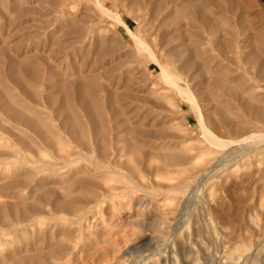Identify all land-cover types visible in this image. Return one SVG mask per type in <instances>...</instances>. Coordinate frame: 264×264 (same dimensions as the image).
Here are the masks:
<instances>
[{
  "label": "rangeland",
  "instance_id": "obj_1",
  "mask_svg": "<svg viewBox=\"0 0 264 264\" xmlns=\"http://www.w3.org/2000/svg\"><path fill=\"white\" fill-rule=\"evenodd\" d=\"M100 2L149 52L94 0H0V264H264V145L211 172L198 125L264 134V0Z\"/></svg>",
  "mask_w": 264,
  "mask_h": 264
},
{
  "label": "bare ground",
  "instance_id": "obj_2",
  "mask_svg": "<svg viewBox=\"0 0 264 264\" xmlns=\"http://www.w3.org/2000/svg\"><path fill=\"white\" fill-rule=\"evenodd\" d=\"M55 1V0H54ZM94 3H95V6H97L98 8L97 9H99L100 11H101V13L103 12V14L104 15H108V16H110L116 23H119V24H121L122 22L121 21H119V19H118V17H116L115 15H113L101 2H100V0H94ZM30 13V12H29ZM111 19V20H112ZM112 20V21H113ZM194 22V21H193ZM122 25L126 28V31L128 32V34L130 35V37H131V39L135 42V44L137 45V46H140L141 48H145V49H148V48H146V45L141 41V40H138V39H136L134 36H133V34L127 29V27L125 26V24L124 23H122ZM223 25V24H222ZM224 26V25H223ZM199 36V35H198ZM235 39V38H234ZM207 41V40H206ZM243 41V40H242ZM245 41V40H244ZM201 42V41H200ZM223 42V41H222ZM238 42V41H237ZM209 43V42H208ZM223 44V43H222ZM205 45V44H204ZM221 45V44H220ZM227 46V45H226ZM225 46V47H226ZM139 47V48H140ZM179 47V46H178ZM177 48V47H176ZM241 49V48H240ZM138 50V49H137ZM143 51H144V49H142ZM177 50V49H176ZM139 51V50H138ZM148 52H149V49L147 50ZM242 51V50H241ZM240 51V52H241ZM142 52V51H141ZM215 53V52H214ZM238 54V53H237ZM209 56V55H208ZM207 57V56H206ZM150 58V57H149ZM151 58H153V56L151 57ZM155 59V58H154ZM202 59V58H201ZM211 59H213L212 57H211ZM199 60V59H198ZM219 61V60H218ZM234 61V60H233ZM231 62V61H230ZM217 64V63H216ZM158 65V64H157ZM229 65V64H228ZM212 66V65H211ZM217 66V65H216ZM215 66V67H216ZM158 67H160V75L162 76V78H164L163 80H166V83L167 84H169V85H171L170 87H173L175 90H177V92L178 93H181L182 95H184V96H187L188 97V100H189V102L188 103H191V106L194 108L195 107V109L197 110L198 109V106L199 105H197L196 104V102H195V100L193 99V95L191 96L190 94L191 93H189L188 91V93L186 92V91H184V90H181L178 86H177V81L179 82L180 80L178 79V80H175L176 78H174V76H171L170 75V73H168L166 70H164L161 66H160V64H159V66ZM225 67H227V66H225ZM214 68V67H213ZM217 68V67H216ZM218 68H220V67H218ZM212 70V69H211ZM222 70V69H221ZM220 70V71H221ZM232 70V69H231ZM254 71V70H253ZM218 72V71H217ZM223 72V71H222ZM214 73H216V72H214ZM219 73V72H218ZM240 73V72H239ZM238 73V74H239ZM232 74V73H231ZM214 75V74H213ZM240 75V74H239ZM217 76V75H216ZM235 76V75H234ZM245 77V76H244ZM236 78V77H235ZM217 79V78H216ZM232 79V78H231ZM233 80H235V79H233ZM258 80V79H257ZM176 81V82H175ZM231 81V80H230ZM200 83H201V81H199ZM235 82V81H234ZM236 82H237V80H236ZM232 83V82H231ZM228 84V83H227ZM233 85V84H232ZM213 86V85H212ZM215 86V85H214ZM230 86V85H229ZM235 86V85H234ZM216 87V86H215ZM214 88V87H213ZM263 88V87H262ZM245 90V89H244ZM247 90V89H246ZM248 90H249V88H248ZM216 91H218V90H216ZM219 92V91H218ZM180 97V96H179ZM215 97V96H214ZM221 97V96H220ZM258 97V96H257ZM216 98H219V97H217L216 96ZM222 98V97H221ZM187 100V101H188ZM229 100V99H228ZM222 101V100H221ZM219 103H220V101H218ZM223 102V101H222ZM218 105V104H217ZM193 108H192V110H193ZM218 108H219V106H218ZM195 110V111H196ZM214 110V109H213ZM216 111H217V108H216ZM197 112V111H196ZM252 112V111H251ZM200 115H201V113H200ZM219 118V117H218ZM204 119H205V117H204ZM203 119V117L202 116H200L199 117V127H200V129H202V133H203V136H204V138H205V140L207 141V144H209L211 147H213V146H215V147H217L218 149H220V150H222V151H225V153L220 157V155H218L219 156V158H218V160H217V162H216V164H215V166L212 168V167H210L212 170H211V172L213 171V170H216V167H218V166H220L221 164H222V161L223 160H225L226 158H230V157H232L233 156V154H235V153H237L239 150H241L240 151V153H241V156H246L247 154H249V152H251V151H253L254 149H256L257 147H259L260 145H264V134L263 133H259L258 134V136H257V134H255L256 136L255 137H249V139L248 138H246L245 140H243L242 139V141L241 142H235V144H237V146H240V147H238V148H234V147H232L230 150H228L229 149V147H231V145L234 143L233 141H231V142H227L226 140H225V142L224 141H222V140H220V139H218L217 138V136L214 134V132L211 130V127H209V125H208V123H205L206 122V120H204ZM209 119V118H208ZM18 122H20V121H18ZM212 123V122H211ZM252 123V122H251ZM255 123V122H254ZM249 124V123H248ZM260 124V123H259ZM213 125H217L216 123L215 124H213ZM219 126V125H218ZM217 126V127H218ZM103 127V126H102ZM248 127V126H247ZM212 128H213V126H212ZM101 129V128H100ZM215 130V129H214ZM73 132V131H72ZM217 132V131H216ZM256 132V131H255ZM218 133V132H217ZM221 135V134H220ZM228 135V134H227ZM250 135H252V134H250ZM218 137H220L219 135H218ZM243 138V137H242ZM204 143H206L205 141H204ZM83 145V144H82ZM234 145V144H233ZM260 148V147H259ZM103 149V148H102ZM104 152V151H103ZM171 153V152H170ZM174 154V153H173ZM207 154H208V152H207ZM238 154V153H237ZM155 156V155H154ZM241 156L240 157H238V158H241ZM109 157V156H108ZM157 157V156H156ZM216 157V156H215ZM104 158H106V157H104ZM237 158V159H238ZM249 158V157H248ZM64 159V158H63ZM231 160H233L232 158H231ZM235 160V159H234ZM238 161V160H237ZM241 161V160H240ZM71 162V161H70ZM73 162V161H72ZM223 163H227V164H231L232 163V161H228V162H223ZM90 164V163H89ZM108 164V163H107ZM223 165H226V164H223ZM233 165V164H232ZM231 165V166H232ZM146 166V165H145ZM166 166V165H165ZM174 166V165H173ZM64 167V166H63ZM92 168V167H91ZM215 168V169H214ZM219 168V167H218ZM93 169V168H92ZM97 170V169H96ZM82 171V170H81ZM155 171V170H154ZM197 171V170H196ZM201 171V170H200ZM205 171H207V170H205ZM209 171V170H208ZM207 171V172H208ZM95 172V171H94ZM161 172V171H160ZM211 172H208V174L209 173H211ZM77 173V172H76ZM82 173V172H81ZM96 173V172H95ZM196 173V172H195ZM72 174V173H71ZM83 174V173H82ZM104 174V176H105V174L106 173H103ZM108 174H110V173H108ZM87 176V175H86ZM202 176V175H201ZM204 176H206V175H204ZM99 177H100V175H99ZM131 177V176H130ZM100 179H102L101 177H100ZM130 179V178H129ZM184 179V178H183ZM180 180V179H179ZM133 181V180H132ZM196 181L198 182V180L196 179ZM200 181V180H199ZM14 182V181H13ZM131 183H133V182H131ZM244 183V182H243ZM135 184V183H134ZM192 184H194V183H192ZM198 184V183H197ZM197 184L195 185V186H197ZM185 186H188V185H185ZM194 186V187H195ZM191 187V186H190ZM179 188H184L183 186H181V187H179ZM178 188V189H179ZM196 188V187H195ZM194 188V189H195ZM136 189H137V187H136ZM177 189V188H176ZM181 189H179V190H181ZM167 190V189H166ZM168 190H170V189H168ZM196 190V189H195ZM138 191H140V190H138ZM172 191V190H171ZM177 191V190H176ZM141 193V192H140ZM164 193H167V192H164ZM227 193V192H226ZM142 194V193H141ZM143 194H144V192H143ZM146 194V193H145ZM146 195H149L148 193L146 194ZM164 195V194H163ZM163 195H161V197L163 196ZM160 198V197H159ZM161 199V198H160ZM187 200V199H186ZM183 202V201H182ZM239 203V202H238ZM182 205H184V204H182ZM186 205V204H185ZM86 210V209H85ZM66 213H68V210H67V212ZM40 242H42V241H40ZM242 247V246H241ZM40 250V249H39ZM53 252V251H52ZM28 253V252H27ZM56 254V253H55ZM18 257H20V256H18ZM8 258V257H7ZM9 258H10V256H9ZM42 258H43V256L42 255H38V256H36V258H32V259H29V260H27V261H21L20 260V262H18V264H24V263H28V264H33V263H36L37 261H40V260H42ZM6 260V259H5ZM16 263V262H15Z\"/></svg>",
  "mask_w": 264,
  "mask_h": 264
}]
</instances>
